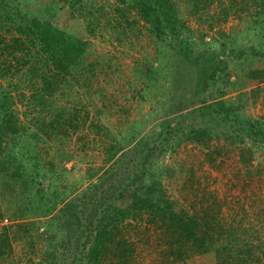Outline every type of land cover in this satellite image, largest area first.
Segmentation results:
<instances>
[{"label": "rangeland", "instance_id": "rangeland-1", "mask_svg": "<svg viewBox=\"0 0 264 264\" xmlns=\"http://www.w3.org/2000/svg\"><path fill=\"white\" fill-rule=\"evenodd\" d=\"M69 1L53 4L86 45L57 83L0 50L13 60L0 77V264H107L112 253L89 263L91 225L131 190L211 234L203 252L161 257L168 238L144 205L118 222L136 264H264V132L244 127L264 130V0H170L180 26L159 33L130 0Z\"/></svg>", "mask_w": 264, "mask_h": 264}, {"label": "trees", "instance_id": "trees-1", "mask_svg": "<svg viewBox=\"0 0 264 264\" xmlns=\"http://www.w3.org/2000/svg\"><path fill=\"white\" fill-rule=\"evenodd\" d=\"M28 1L25 0V3L19 5L12 0H0V24L3 23L10 31L8 37L0 33V50L6 51L15 64H28L29 75L39 78L44 85L52 81L57 83L83 57L86 42L71 30L73 19L69 5L60 4L56 7L55 0L54 4L42 0H32L29 4ZM69 3L72 6V2ZM130 3L149 22V31L159 33L165 27L174 29L180 26L170 0H130ZM13 60L0 59V77L11 69ZM8 94L6 89H0V98H7ZM0 104L2 105V101ZM244 124L250 133L264 132L256 120L245 119ZM36 189H40V186L34 190ZM158 196L155 202L150 203L144 194L140 196L136 190H131V195H125L121 199L122 203H126L132 197L125 206L115 208L114 211L109 208L102 213L97 223L91 225L92 239L86 252L89 263H98L104 260L106 253H112L113 257L107 264H136L133 258V242L123 235L118 222L127 218L134 220L144 205H148L145 208L147 219L150 222L157 221L160 230L168 238L161 246V257L174 260L205 251L211 241L208 228L202 227L195 216L173 209L170 202L161 198L160 194ZM141 201L145 203L140 204ZM1 226L5 227L4 224ZM1 230L0 252L9 248L8 235L5 229Z\"/></svg>", "mask_w": 264, "mask_h": 264}]
</instances>
